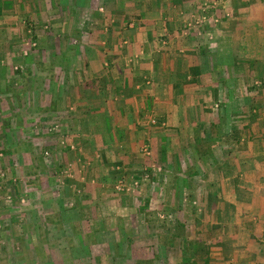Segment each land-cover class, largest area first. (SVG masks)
Here are the masks:
<instances>
[{"label":"rangeland","instance_id":"obj_1","mask_svg":"<svg viewBox=\"0 0 264 264\" xmlns=\"http://www.w3.org/2000/svg\"><path fill=\"white\" fill-rule=\"evenodd\" d=\"M137 1L0 0V264H177L202 241L209 264H264V185L244 172L264 143V56L227 68L224 85L222 69L201 79L210 116L196 128L179 116L186 129L164 136L151 117L100 132L90 116L118 94L99 77L114 73L106 51L124 50ZM241 1L216 5L264 22V0ZM262 25L251 52L264 51Z\"/></svg>","mask_w":264,"mask_h":264},{"label":"crops","instance_id":"obj_2","mask_svg":"<svg viewBox=\"0 0 264 264\" xmlns=\"http://www.w3.org/2000/svg\"><path fill=\"white\" fill-rule=\"evenodd\" d=\"M192 1L167 0L165 4L160 0H148L147 6H144L145 11L140 5V10L133 14L132 22L127 23V28H133L134 24L136 26L128 42L122 41L120 45L124 50L107 49L106 53L109 55L103 64L110 65V70L112 72L114 69V73L99 79L103 80V86L106 83L110 86L116 85L118 94L101 100L100 105H104L103 101L107 104L111 102L110 110L108 105L105 106L106 113L102 111L103 113L83 115L85 118L92 116L96 123L101 120L100 132L119 129L117 132L123 133L121 129H133L143 125L145 129L149 125L147 118L151 117L160 121L159 123L155 120L162 125L164 136L168 135L167 132L171 129H182L183 124L172 123V118L179 116L185 119L190 117L196 128L210 116L204 110L206 98L203 100L199 96L201 93L198 87L203 84L201 79L210 80L212 76L211 80H214L217 70L226 71L233 65L236 66L232 72L235 76L238 71L237 64L261 63L264 51L255 50V47L252 52L249 50L250 44L256 46L254 38L261 34V30H257L258 26L263 27L261 16L258 17L254 12H251L250 16L247 12L235 16L231 9L228 11L225 8L226 4L216 5L221 0ZM133 3L134 6L140 4L137 0ZM116 8L117 11L122 10L120 3L117 2ZM108 13L113 14L110 11ZM245 22L253 23L252 30L249 27L245 29ZM212 43L213 48L209 46ZM222 50L227 53V62H221L223 65L216 61ZM99 64L101 63L95 60L90 62L91 68L96 72ZM232 74L230 71L229 74L223 73L218 77L221 85H224L223 82L229 79L228 75ZM211 82H207L208 88L213 87L212 92L217 93V82ZM207 98L209 100V97ZM109 118L113 119L115 127L111 128L110 123H107ZM151 123H155L154 120H151ZM89 129H92L91 126ZM254 146L253 158H248L247 153L245 163H250L252 168L244 172L256 170L253 181L257 184L261 182V186L264 185V143L260 142V145ZM259 190L264 191L260 188Z\"/></svg>","mask_w":264,"mask_h":264},{"label":"trees","instance_id":"obj_3","mask_svg":"<svg viewBox=\"0 0 264 264\" xmlns=\"http://www.w3.org/2000/svg\"><path fill=\"white\" fill-rule=\"evenodd\" d=\"M32 38L34 39V36ZM2 126H5V125L2 124V117H0V128ZM0 150H3V149L0 148ZM147 205H148V202H145L144 205L143 204L141 205L142 207H139V210L144 211ZM200 245H201L200 251L196 257H194V253L193 251H191V249L186 250L187 252H182V250L180 249L181 253L179 257H177V260H176L177 264H209L210 257L208 255V241H202L200 242Z\"/></svg>","mask_w":264,"mask_h":264}]
</instances>
